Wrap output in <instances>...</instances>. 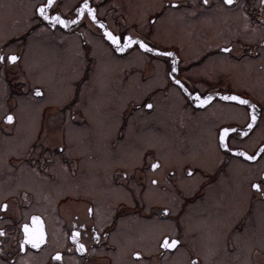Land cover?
<instances>
[{"label":"flooded vegetation","instance_id":"obj_1","mask_svg":"<svg viewBox=\"0 0 264 264\" xmlns=\"http://www.w3.org/2000/svg\"><path fill=\"white\" fill-rule=\"evenodd\" d=\"M85 3L95 20L78 11ZM47 4L0 0V264H264V0H52L46 13L67 26L36 11ZM103 30L133 42L117 51ZM135 73L160 84L123 101ZM51 84L70 87L52 102ZM159 117L182 148L152 144L131 167L118 163L144 130L161 131ZM248 123L225 138L248 156L224 150L220 132ZM105 129L109 168L86 148ZM139 217L155 222L143 226L147 252Z\"/></svg>","mask_w":264,"mask_h":264},{"label":"rangeland","instance_id":"obj_2","mask_svg":"<svg viewBox=\"0 0 264 264\" xmlns=\"http://www.w3.org/2000/svg\"><path fill=\"white\" fill-rule=\"evenodd\" d=\"M78 69H79V67H78ZM108 73L110 76L114 75V79L117 80V78L119 76L118 70H113V71L110 70ZM137 75L138 74L135 73L131 77H129L130 78L129 81H125V86H126L125 89L126 90L119 96L121 98L124 96V98L122 99L123 101H125L126 99H128L130 97L131 98L132 97H139L140 98V96H142V94L145 91L154 88L155 85L159 86L158 84H160V82H158L156 76L152 77V78H154L155 81H153L152 78H150L148 81H140V80H137V78H138ZM96 78L99 80V82H102L103 80H105L107 78V73H105V75L104 74H101V75L98 74V76ZM49 81L50 80H48V82ZM69 87L70 86L66 85L65 87L58 90V88H56L54 85L51 84L49 88H51V89L55 88V89L53 90V93L51 95L49 94V97H51L49 99V101H52V102L58 101L59 98L62 96L63 91H68ZM109 94H110V96H109L108 102L109 103L115 102V104H117L115 91L111 89L109 91ZM165 94H167V93L157 92L156 95L161 96V95H165ZM168 94L170 95L171 92H168ZM139 98H137V99H139ZM97 102H98V99H97ZM98 103H100V102H98ZM119 103L120 102H118V104ZM105 104H106V102H105ZM108 112L111 113L112 111H108ZM167 115H168V113H166V117H167ZM116 120H118V119H116ZM157 120L159 122V125L162 124L161 131H159V130H150V131L144 130V134H142L141 137H139L138 141L135 142V143H139V146L136 148L132 147V150L129 148V150L127 152L124 149V151L122 152V156L121 157L117 156L118 157L117 160L120 159L117 161L118 163H122L126 166L131 167L134 163L137 162L134 159L139 158L141 151H143L142 149L147 147V146H151L152 144L156 145L159 149L164 150V151L167 148H171L173 150L176 148H178V149L182 148V136H179L178 132H176L172 126L168 125V123L166 122V118H164V117L160 118L159 117ZM112 122H113V120L110 118V119H108V122L106 120L103 121L101 124L99 122L98 126L99 127L101 126V127L107 129L108 126L112 124ZM115 123H116V121H115ZM134 125H137L136 121H134ZM77 126L83 127V124H80L77 122ZM106 129L103 131L100 130L98 135L97 134L93 135V138L91 139V143L93 144V146H87L86 148L89 149L90 154L91 153L93 154L91 156V159H93L97 162L96 165L98 163H102V160H108L107 168H109L110 164L112 163L110 155L114 152V150H110V149L105 148V144L109 142V139H111V137L113 136V132L106 131ZM81 136L83 139L80 141H82V142L85 141L84 144L86 145L85 139L87 137L85 135H81ZM198 138H199V134H197V136L194 138L195 139L194 142H196ZM95 143H96V146L94 145ZM99 146H104V148H101V147L98 148ZM96 149H98V150L95 152ZM174 154H175V151H174ZM176 155H178V154H176ZM177 157H179V155ZM164 158L167 161V159L170 160L172 158V156L170 154H165ZM260 165H263V163H260ZM107 174H109V172H107ZM106 180H107V178H106ZM95 181L99 182V179L95 178ZM150 190H152V187L148 186L147 191H150ZM160 195L156 199H152L150 196H148L146 202L151 203L154 200H158V201L163 202L164 200H163V198L160 197ZM153 223H155V222H153L152 220L143 219V218L139 217V225L141 228L140 242L142 244L147 245V246H145L146 252L149 249L148 245L152 246L153 238L150 237L151 235L149 234V232H147L145 229H143V226H145L147 229H149L150 225Z\"/></svg>","mask_w":264,"mask_h":264},{"label":"snow or ice","instance_id":"obj_3","mask_svg":"<svg viewBox=\"0 0 264 264\" xmlns=\"http://www.w3.org/2000/svg\"><path fill=\"white\" fill-rule=\"evenodd\" d=\"M227 2H228L229 4H231V3L233 2V0H227ZM51 3H52V0H48V4H47V5H41L39 8L36 9V11H37L41 16H43L44 19H46V20L56 21V22H59L60 24H64L65 26H67V25H66V21L62 20L61 17H60L58 14H57V15H51V16H50V15H48V14L46 13L45 8H47L49 5H51ZM205 3H207V0H205ZM83 9H88V14L91 15L92 18L95 20V16L93 15V10L88 6L87 3L83 4V5L81 6V8L78 9V11H81V12H82ZM100 26H101V27H104L103 24H101ZM105 35L107 36V38H108V39H109L114 45H116V50H117V51H123V50H124V48H122V47L120 46L121 40H123V41L125 42V45H124L125 47H127L129 43H132V42H133V38H132L131 36H117V35H113V33L109 32V31H107V30H105ZM138 42H139V45H140L141 48L148 49L149 51H157V49L149 48V45H148L147 43H145L143 40H139ZM224 51L227 52L228 49H224ZM165 55L171 56L172 53H165ZM3 59H4V57H3L2 55H0V60H3ZM16 59H17V57H16L15 55H11V56L8 57V60H9V61H15ZM173 71H175V67H173ZM175 82H176L177 85H181V82H180L179 80H176ZM181 87H183V86L181 85ZM185 91H187V89H185ZM37 92L39 93V90H37ZM194 98H195V100H196L198 103L203 104V103H206L207 100H208L210 97H205L204 100H201V99H200V96H199V95H196ZM224 98H225V99L234 100V101H237V100H238V101H240L242 104H245V105L249 104V101H248V100H246V99H242L241 97L234 96V95H233V96H225ZM148 107H151V105H148ZM253 107H255V106H253ZM5 119H6L8 122H11V121L13 120V116H12V115H8V116L5 117ZM255 120H256V115L253 114V115H252V121H255ZM252 126H253V125H252L251 123L248 124V127H249V128H251ZM224 131L226 132V131H228V129H225ZM224 141H225V136H224V133L222 132L221 135H220V143H221V146H222V147H225V148H226V147H227V144L224 143ZM241 154H242V155H247L246 153H241ZM248 159H250V160H255V159H256V156H249ZM152 167L155 168V167H157V165H156V164H153ZM252 187H253L254 189L260 190L261 185L258 184V183H254V184H252ZM33 220H34V221L38 220V217H33ZM24 227H25V231H27V230H28V225H25ZM75 235H76V234H74L73 239H75ZM177 243H178V242L175 241V240H172L171 243H169V242H168V239L165 238V241H164L163 246L166 247V248H173ZM80 248H81V250H83V245H81ZM59 255H60V254L57 253L56 258H59ZM137 255H138V254H137Z\"/></svg>","mask_w":264,"mask_h":264},{"label":"water","instance_id":"obj_4","mask_svg":"<svg viewBox=\"0 0 264 264\" xmlns=\"http://www.w3.org/2000/svg\"><path fill=\"white\" fill-rule=\"evenodd\" d=\"M103 32L105 33V30H103ZM107 37V36H106ZM113 44V43H112ZM114 45V44H113ZM114 47H116V45H114ZM249 124V123H248ZM248 124L247 125H245L244 127H233V128H230V129H228V131H232V130H235V129H240L243 133H245V132H247L248 131V129H249V127H248ZM228 131H221L220 132V134H219V141H220V135H221V133L223 132L224 133V136H225V138H226V133L228 132ZM224 143H226L225 141H224ZM224 148V150H226V151H228V152H235V153H238V154H240V155H242L241 153H245V151L244 150H242V149H240V148H238V149H235V150H229L227 147L225 148V147H223ZM261 150V148H259L252 156H257L258 155V153H259V151ZM247 154V153H246ZM245 156V155H244ZM248 156V155H247ZM33 233H34V238H36V247H38L39 245H42V243H43V241L45 240V233H42V231L41 230H37L36 229V231H33ZM27 238L28 239H32V238H30L29 236H27Z\"/></svg>","mask_w":264,"mask_h":264}]
</instances>
